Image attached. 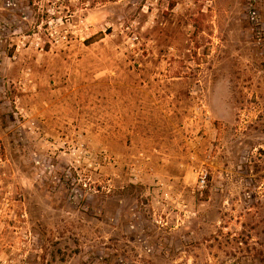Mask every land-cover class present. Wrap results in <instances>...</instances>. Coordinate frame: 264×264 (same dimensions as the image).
Segmentation results:
<instances>
[{
  "label": "rangeland",
  "instance_id": "374dc122",
  "mask_svg": "<svg viewBox=\"0 0 264 264\" xmlns=\"http://www.w3.org/2000/svg\"><path fill=\"white\" fill-rule=\"evenodd\" d=\"M7 1L0 264H264V0Z\"/></svg>",
  "mask_w": 264,
  "mask_h": 264
},
{
  "label": "built area",
  "instance_id": "2783aa9c",
  "mask_svg": "<svg viewBox=\"0 0 264 264\" xmlns=\"http://www.w3.org/2000/svg\"><path fill=\"white\" fill-rule=\"evenodd\" d=\"M10 5H12V4H11L10 1L8 0V1H7V7H10ZM204 183H205V178L202 177V178H201V184L204 185Z\"/></svg>",
  "mask_w": 264,
  "mask_h": 264
}]
</instances>
